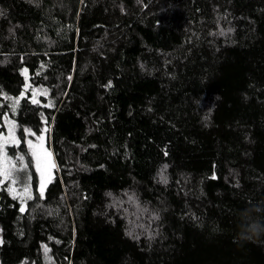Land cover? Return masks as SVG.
<instances>
[{
  "label": "trees",
  "instance_id": "16d2710c",
  "mask_svg": "<svg viewBox=\"0 0 264 264\" xmlns=\"http://www.w3.org/2000/svg\"><path fill=\"white\" fill-rule=\"evenodd\" d=\"M25 68L0 122L57 167L0 191V264H264V0H0V91Z\"/></svg>",
  "mask_w": 264,
  "mask_h": 264
},
{
  "label": "snow or ice",
  "instance_id": "6c2138e0",
  "mask_svg": "<svg viewBox=\"0 0 264 264\" xmlns=\"http://www.w3.org/2000/svg\"><path fill=\"white\" fill-rule=\"evenodd\" d=\"M223 35V33H221ZM21 74L25 77V83L23 86V91H21L20 96L16 98H12L7 96V94H0L4 96L6 100H12V111L15 113L16 109L20 104L21 98H23L27 92L31 91V103L32 104H40V100L37 99L38 95H48V91L45 89L41 91L40 89L32 88V85L28 83V69H22ZM39 75V73H37ZM70 80L71 77H68ZM106 87H111V81H109ZM45 107H54L52 102L44 105ZM8 123V135L3 136L0 134V185H3L5 182H9V187L7 191L12 195L13 199L20 200V208L19 211L24 213L26 211V203L28 200L34 199L32 190H31V174L29 173L23 183L22 190L18 191L15 187L19 183L18 173L24 172L27 170L28 165L24 163V156L19 155L16 159H13L8 155L6 146L9 144L18 145L19 140L15 135L16 130V122L15 121H7ZM47 131V129H45ZM25 133H28L32 136H36L35 132H32L30 129H24ZM31 155L33 157L36 171L39 174V197L43 198L45 194V189L47 185L53 180V170L56 169L57 165L53 160V154L48 148L45 147V136L41 134L37 137V143H33L31 140L27 141ZM17 161L20 162V167H17ZM158 219V217H156ZM3 243V240L0 239V244ZM44 247V254L49 264H52V258L48 255L50 249L47 245Z\"/></svg>",
  "mask_w": 264,
  "mask_h": 264
},
{
  "label": "rangeland",
  "instance_id": "374dc122",
  "mask_svg": "<svg viewBox=\"0 0 264 264\" xmlns=\"http://www.w3.org/2000/svg\"><path fill=\"white\" fill-rule=\"evenodd\" d=\"M6 120L7 121H13L12 119L8 118L7 116L3 117L2 121L0 122V134H2L3 136H7L8 135V123L6 122ZM24 129H27V128H22L20 130L18 128V126L16 127L15 135L18 138V140L20 141L18 145L9 144V145L6 146L8 155L11 156L13 159H16V157L20 155L17 146H19L22 143V141H28V140L31 139L30 134L25 133ZM40 135L41 134H39V135L36 134L37 137L40 136ZM37 137L35 138L34 143H37ZM45 147L48 148V150L50 151V149H49V147L47 145V142H46V137H45ZM32 164H33L35 172H36L35 173V176H36V183L35 184L36 185H35V191L34 192H38L39 182H40L39 174L36 171L34 160H33ZM17 167L18 168L20 167V162L19 161H17ZM53 175H54V170H53ZM18 177H19V183L15 187L17 188L18 191H20V190H22L23 183H24V181H25V179L27 177L26 171L18 173ZM8 187H9V182H5L3 185H0V191L2 190L4 192H6L9 196L12 197V195L7 191Z\"/></svg>",
  "mask_w": 264,
  "mask_h": 264
},
{
  "label": "flooded vegetation",
  "instance_id": "af4514ba",
  "mask_svg": "<svg viewBox=\"0 0 264 264\" xmlns=\"http://www.w3.org/2000/svg\"><path fill=\"white\" fill-rule=\"evenodd\" d=\"M35 141V140H34ZM34 141H32L34 143ZM24 154V160H25V163L28 165V168H27V173L31 174V176L33 177L35 175V169H34V166L32 164L33 162V158L31 156V152H30V149H29V146L28 144H26V148L23 147V153L22 155Z\"/></svg>",
  "mask_w": 264,
  "mask_h": 264
},
{
  "label": "bare ground",
  "instance_id": "6f19581e",
  "mask_svg": "<svg viewBox=\"0 0 264 264\" xmlns=\"http://www.w3.org/2000/svg\"><path fill=\"white\" fill-rule=\"evenodd\" d=\"M32 139V138H31ZM47 142V141H46ZM25 145V144H24ZM17 147H19V146H17ZM25 148V147H24ZM54 150V149H53ZM55 157V156H54ZM29 165V164H28Z\"/></svg>",
  "mask_w": 264,
  "mask_h": 264
}]
</instances>
